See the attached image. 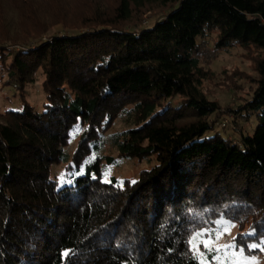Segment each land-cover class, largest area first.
<instances>
[{
    "label": "trees",
    "instance_id": "1",
    "mask_svg": "<svg viewBox=\"0 0 264 264\" xmlns=\"http://www.w3.org/2000/svg\"><path fill=\"white\" fill-rule=\"evenodd\" d=\"M109 9L59 19L62 31L42 40L0 39L2 84L22 100L0 111V264H199L189 237L218 216L248 219L245 240L264 237V0H114ZM148 11L160 16L142 22ZM233 47L256 71L238 111L204 87L221 78L240 90L210 67ZM39 69L41 112L25 100ZM116 120L122 127L107 131ZM76 121L86 127L70 153ZM117 159L146 167L105 178ZM54 163L72 182L58 185Z\"/></svg>",
    "mask_w": 264,
    "mask_h": 264
},
{
    "label": "rangeland",
    "instance_id": "2",
    "mask_svg": "<svg viewBox=\"0 0 264 264\" xmlns=\"http://www.w3.org/2000/svg\"><path fill=\"white\" fill-rule=\"evenodd\" d=\"M25 4V11H23V0H0V39L8 37L13 40L23 39L26 37L39 36V39L47 38L52 32H61V23H55L59 19L79 20L80 17L87 16L99 9L103 11L110 10L109 5L114 0H28ZM32 5V6H30ZM26 8L33 13H37L38 19L35 22L34 18L23 16ZM57 8L62 11H68L62 15L50 19L51 9ZM155 11H148L142 22H151L157 19L160 15L154 13ZM49 17H48V16ZM77 16V17H76ZM53 19V17H51ZM52 22V23H51ZM36 41L34 39L29 41V45H33ZM18 49V45L14 46ZM243 55V50L239 47H233L230 50H222L218 56L212 61L210 67L215 71H226L232 75L233 83H240L241 88L238 91L225 90L223 84L227 83L224 79H219L216 88L205 84L207 92H210L211 98L218 99L220 105H230L234 111H238V98L249 91L248 87L252 80L256 77L253 61ZM2 76L0 72V111L5 109H21L22 100L19 97L18 89L15 86L5 87L2 84ZM229 79V78H228ZM44 74L39 69L35 74V80L26 86L25 100L28 101L38 112L43 111L45 93L42 88ZM230 81V80H229ZM220 84V85H219ZM211 85V83H209ZM177 102L176 100H174ZM233 111V112H234ZM233 112L222 113L223 119L236 118ZM238 119V118H236ZM241 119H238L240 121ZM258 121L252 115L249 121L245 122V132L252 134ZM123 123L116 120L110 130L120 129ZM240 125V124H239ZM85 125H81L79 121L73 123L69 130V142L66 149L72 153L78 144L80 137L85 129ZM232 136V134H230ZM232 138H235L233 135ZM107 153L113 154L114 151L108 150ZM92 157L96 155L94 149L91 153ZM119 161L118 167L109 165L104 173V177L108 178L110 175L129 176L134 177L138 171L146 167L145 162L139 163L137 166L133 162L117 159ZM76 173V172H75ZM74 173V174H75ZM50 176L58 181V185H64L72 182L73 178H65L63 175V165L61 163H54L50 167ZM246 221V222H245ZM250 221V220H249ZM245 222V223H244ZM249 227L248 219L243 218L241 222L218 216L213 224L199 226L193 230L189 237V247L196 255L199 264H264V237L257 239L243 238L241 235H252V231L246 228ZM242 233V234H241Z\"/></svg>",
    "mask_w": 264,
    "mask_h": 264
}]
</instances>
